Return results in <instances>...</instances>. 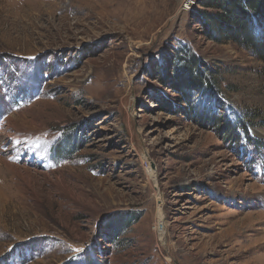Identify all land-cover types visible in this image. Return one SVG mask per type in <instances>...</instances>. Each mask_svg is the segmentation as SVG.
<instances>
[{
  "label": "rangeland",
  "instance_id": "obj_1",
  "mask_svg": "<svg viewBox=\"0 0 264 264\" xmlns=\"http://www.w3.org/2000/svg\"><path fill=\"white\" fill-rule=\"evenodd\" d=\"M178 6L0 0V264L264 254V229L216 243L264 218V62Z\"/></svg>",
  "mask_w": 264,
  "mask_h": 264
},
{
  "label": "trees",
  "instance_id": "obj_2",
  "mask_svg": "<svg viewBox=\"0 0 264 264\" xmlns=\"http://www.w3.org/2000/svg\"><path fill=\"white\" fill-rule=\"evenodd\" d=\"M196 4L201 8L195 10L194 17L201 23L209 39L234 42L251 50L264 62V34H255L252 24L255 22L264 28V0H197ZM186 66L187 71L184 76H180V86L200 88L199 73L191 66ZM122 219L124 220L123 217L117 218L115 225ZM109 229L113 231L112 228Z\"/></svg>",
  "mask_w": 264,
  "mask_h": 264
},
{
  "label": "bare ground",
  "instance_id": "obj_3",
  "mask_svg": "<svg viewBox=\"0 0 264 264\" xmlns=\"http://www.w3.org/2000/svg\"><path fill=\"white\" fill-rule=\"evenodd\" d=\"M144 1V0H143ZM110 4V3H109ZM125 4V3H124ZM131 5V4H130ZM129 5V6H130ZM179 5H180V0H179ZM109 6V5H108ZM106 6V7H108ZM135 6V5H134ZM179 7V6H178ZM134 9V8H133ZM140 9V8H139ZM130 10V9H129ZM179 10V9H178ZM132 11V10H131ZM134 12V10H133ZM115 15V14H114ZM107 16V15H106ZM117 16V15H116ZM132 16V15H131ZM118 17V16H117ZM134 17V16H133ZM138 17V16H137ZM123 19V18H122ZM127 20V19H126ZM136 21V20H135ZM258 212V211H257ZM260 213V212H259ZM247 214V213H246ZM261 215V214H260ZM262 216V215H261ZM248 217V216H247ZM249 219L251 221H249V223L246 224V221H247V218L244 217V218H241V219H237V220H233V222L231 223V225L228 227V230H227V233L224 234V236H226V239H224L223 237H220V238H216V243L218 244V246L223 242V241H228V240H231V239H236L237 236L240 237H247V235L245 234L246 231H254V232H257L258 230H262L264 228H261V227H254L253 225L256 224H264V218L263 217H260L259 214L257 213H252L250 212L249 213ZM263 227V226H262ZM227 229V228H226ZM215 239V237H213ZM211 238V239H213ZM224 240H223V239ZM211 241H209V244H210ZM254 242V241H253ZM259 242V241H258ZM215 243V242H214ZM256 243V242H255ZM210 246V245H208ZM257 246V245H256ZM213 247V246H212ZM254 248V247H253ZM261 248H264V242L260 244L259 248L257 249H261ZM209 250V249H208ZM214 250V249H213ZM222 251V250H221ZM249 251V249L247 250V252ZM210 252V251H209ZM224 252V251H223ZM254 254L256 253L255 251H253ZM181 254V253H180ZM178 256V255H177ZM255 260H257L256 264H264V254H260L259 256H255L254 257ZM180 260V259H179ZM247 262V261H245ZM220 264V263H219Z\"/></svg>",
  "mask_w": 264,
  "mask_h": 264
},
{
  "label": "built area",
  "instance_id": "obj_4",
  "mask_svg": "<svg viewBox=\"0 0 264 264\" xmlns=\"http://www.w3.org/2000/svg\"><path fill=\"white\" fill-rule=\"evenodd\" d=\"M197 0H180L179 10L182 13H187L195 7Z\"/></svg>",
  "mask_w": 264,
  "mask_h": 264
}]
</instances>
